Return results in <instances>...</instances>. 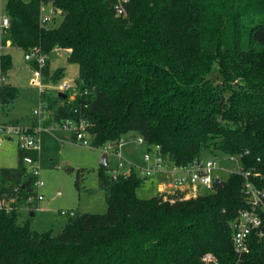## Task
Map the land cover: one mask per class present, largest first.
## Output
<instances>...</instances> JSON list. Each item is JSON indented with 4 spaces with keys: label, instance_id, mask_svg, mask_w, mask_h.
<instances>
[{
    "label": "trees",
    "instance_id": "trees-1",
    "mask_svg": "<svg viewBox=\"0 0 264 264\" xmlns=\"http://www.w3.org/2000/svg\"><path fill=\"white\" fill-rule=\"evenodd\" d=\"M42 4L60 10L58 24H39ZM127 8L122 18L112 0H6L0 43L46 55L44 84L63 79L64 67L49 70V54L67 49L76 93L40 98L56 122L85 119L93 147L134 131L169 165L237 155L264 189V0H129ZM11 65L0 53L5 75ZM18 95L1 86L7 106ZM37 154L18 149L16 165L0 167V194L18 188L23 203L34 193L22 158ZM107 169L97 172L107 210L59 212L55 234L33 228L32 209L0 211V264H264V236L251 234L242 258L232 247L229 224L245 206L239 173L188 198H141L144 178L112 179ZM208 252L215 263L203 261Z\"/></svg>",
    "mask_w": 264,
    "mask_h": 264
},
{
    "label": "rangeland",
    "instance_id": "rangeland-1",
    "mask_svg": "<svg viewBox=\"0 0 264 264\" xmlns=\"http://www.w3.org/2000/svg\"><path fill=\"white\" fill-rule=\"evenodd\" d=\"M62 17L56 19V24ZM5 51L11 55V68L7 71V83L18 87L19 95L13 100L6 113L0 112L2 120H18L24 125H31L34 119L33 110L45 105V99L40 98V91L37 87L29 85L28 78L32 66L30 61L24 59V51L21 48L10 47ZM65 51H51L49 54V70L53 71L57 67H65L62 80L72 83L78 72L76 63L66 61ZM61 80V81H62ZM60 83V82H59ZM58 83V84H59ZM46 92L55 84H47ZM51 95V94H50ZM5 110V109H4ZM52 122L47 119L45 126H51ZM139 135L134 131H127L122 135L124 143L120 146V151L127 162H131L133 169L144 167L143 154L147 150V143L137 142ZM38 154L37 168L38 178L42 182L39 193L42 200L38 203V210H33L32 226L38 231L50 230L53 234L60 229L63 215L61 210L77 211L78 213H103L107 210L104 193L98 187L97 172L101 165L102 154L107 156V166H114L116 157L111 149L102 147L85 146L72 140L71 133L67 130L52 127L49 131H40L38 134ZM18 148L16 139H4L0 147V167H14L17 163ZM200 159L204 162L213 159L218 166L214 170V175L219 179H226L229 172L239 168V162L230 155L220 152L210 154L202 153ZM128 164L124 163L123 170ZM77 180V181H76ZM154 182L149 179L136 189V195L141 198H149L156 193ZM210 189L200 187L196 193L209 192ZM184 194L175 191L174 193L160 194L167 195ZM23 213L22 217H26Z\"/></svg>",
    "mask_w": 264,
    "mask_h": 264
},
{
    "label": "built area",
    "instance_id": "built-area-1",
    "mask_svg": "<svg viewBox=\"0 0 264 264\" xmlns=\"http://www.w3.org/2000/svg\"><path fill=\"white\" fill-rule=\"evenodd\" d=\"M129 0H112L114 15L117 17L125 18L128 16V4ZM6 0H0V37L3 28L8 26V17L5 13ZM61 16L59 9L53 5L42 4L39 11V24L42 27H48L51 24L56 23L57 17ZM8 46V42L3 45L0 43V53ZM67 50V49H66ZM60 47L55 46L52 51H66ZM24 59L33 61L36 65L31 69L30 76L28 78L29 85L37 87L40 94L46 92L47 84L42 82L41 68L45 64L46 55L41 54L37 49L27 51L24 53ZM6 83V75L3 73L0 67V112L7 107L6 101L1 98V86ZM54 94L64 91H70L72 97L76 93L74 83H69L64 80L59 84H55L50 89ZM34 121L31 125H24L18 121H3L0 118V147L3 144L4 139H13L15 137L17 148L22 151H38V134L40 131H49L50 128H60L67 130L71 133L73 140L81 143L85 146L91 145V138L87 134V121L81 119L66 118L61 121H54L51 117L50 111L45 108V105H41L39 108L33 110ZM49 119L52 122L51 126H45V121ZM137 142H144L141 136L137 137ZM124 143L120 138L116 142L106 143L102 148L111 149L116 157V163L114 166L108 167L107 173L112 179L119 177L126 178L135 172L141 178L157 176L167 168L171 175L169 184L179 189L184 186L188 188L184 189V198L194 196L196 189L200 187L211 188L214 179L217 178L214 175V170L218 164L213 159H207L204 162L199 158L194 159L188 165L176 166L169 165L165 160L161 152V148L158 144L148 145L146 152L143 154L144 167H139L137 170L133 169V164L125 160L120 151V146ZM231 158L238 160L237 155H230ZM258 159V158H257ZM23 163L27 166V171L35 179L32 183L34 193L28 195L24 202L18 198L20 192L18 188H15L12 193L0 194V211L9 213L14 209H20L27 211L28 209L38 210V203L42 200V195L39 193V188L42 182L39 180L37 160H34L30 155H24L22 158ZM124 163L128 164L127 169L123 170ZM235 172L239 173L243 178V191H244V203L245 206L239 210L238 214L230 221L231 229V242L232 247L238 258H242L249 251V236L254 234L256 236H264V189L257 187L252 180V173L249 170H242L239 166ZM255 175V174H254ZM167 198V197H163ZM61 214H72L71 211L61 210ZM204 262H214L215 258L211 253H205L202 257Z\"/></svg>",
    "mask_w": 264,
    "mask_h": 264
},
{
    "label": "crops",
    "instance_id": "crops-1",
    "mask_svg": "<svg viewBox=\"0 0 264 264\" xmlns=\"http://www.w3.org/2000/svg\"><path fill=\"white\" fill-rule=\"evenodd\" d=\"M6 48H10L9 46H7V47H5L4 49H3V52H6L5 51V49ZM11 56V55H10ZM23 57H24V55H23ZM30 66H31V63H30ZM64 70H65V67H64ZM8 74V73H7ZM7 74H6V76H7ZM7 78V77H6ZM6 83H7V81H6ZM11 104H9L6 108H5V110H3L2 111V113L4 114V113H6V109L7 108H9V106H10ZM2 120V119H1ZM3 121H6V120H3ZM8 121H18V120H8ZM33 121H34V119L32 120V123H33ZM19 122V121H18ZM21 123V122H20ZM31 123V124H32ZM71 138H72V136H71ZM72 140H73V138H72ZM107 160V159H106ZM126 160V159H125ZM127 161V160H126ZM129 163H131V162H129ZM168 169L169 168H167L165 171H163L162 173H160L159 175H157V176H153V177H147V178H144V182L143 183H146L149 179H151L153 182H154V184H155V186H156V193H155V195L156 194H158V195H160V194H166V193H174L176 190L177 191H180V192H184V189H186V188H188L187 186H184V187H182V188H179V189H175V188H173L170 184H169V182H170V180H171V175H170V172L168 171ZM175 196H183V194L182 195H180V194H177V195H174V196H171V195H167L166 197H175Z\"/></svg>",
    "mask_w": 264,
    "mask_h": 264
},
{
    "label": "water",
    "instance_id": "water-1",
    "mask_svg": "<svg viewBox=\"0 0 264 264\" xmlns=\"http://www.w3.org/2000/svg\"><path fill=\"white\" fill-rule=\"evenodd\" d=\"M60 96H64L61 92H59L58 93ZM107 156H106V154H102V156H101V160H100V163L102 164V165H105L106 163H107ZM220 181V179L219 178H215L214 179V183H218ZM33 214H34V212L33 211H31L30 212V216H33Z\"/></svg>",
    "mask_w": 264,
    "mask_h": 264
}]
</instances>
